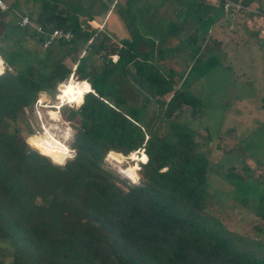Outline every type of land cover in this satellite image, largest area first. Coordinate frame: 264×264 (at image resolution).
<instances>
[{
  "label": "trees",
  "instance_id": "16d2710c",
  "mask_svg": "<svg viewBox=\"0 0 264 264\" xmlns=\"http://www.w3.org/2000/svg\"><path fill=\"white\" fill-rule=\"evenodd\" d=\"M238 1L237 11L251 2ZM218 2L222 7L224 0ZM117 3L105 8L100 28L91 26L90 14L80 19L76 9L56 0H42L29 14L11 9L15 25L19 15H27L41 32L21 27L31 43L11 39L0 51L12 69L0 75V242L7 246L0 264H264V240L229 229L211 211L209 160L199 150V140L209 136L181 120L201 112L200 99L174 86L152 62V51L139 50L150 37L134 28L128 0L121 17L134 28L133 35L110 25ZM198 4L191 8L180 2L176 22H168L157 42L179 34L188 15L201 8ZM201 19L197 15L196 21ZM54 29L70 32V39L43 48ZM203 33L195 29L176 45L157 49L158 58L188 47L200 59ZM65 58L75 65L74 76L87 79L95 94H88L78 110H61L74 130L69 143L75 150V158L61 167L25 137L34 134L27 112L37 93L47 90L53 98L57 84L72 72ZM128 80L144 93L142 100L156 104L155 116L146 118L143 105L122 95L121 82ZM142 148L150 160L141 165L138 183L104 163L110 150L127 154ZM224 175L227 182L244 180L231 166ZM254 200V214L264 222V192H256Z\"/></svg>",
  "mask_w": 264,
  "mask_h": 264
},
{
  "label": "rangeland",
  "instance_id": "374dc122",
  "mask_svg": "<svg viewBox=\"0 0 264 264\" xmlns=\"http://www.w3.org/2000/svg\"><path fill=\"white\" fill-rule=\"evenodd\" d=\"M41 1L5 0L9 9L1 23L11 39L21 38L25 46L31 43L26 41L28 35L23 29L14 24L15 16L11 9L29 14ZM56 1L76 9L80 19L90 14L91 26L100 28L102 24L99 22L104 10L113 0ZM114 1L118 3L110 25L117 26L127 37L133 35L134 28L142 37H150L145 40L146 45H139V50L149 51L150 45L153 52L151 60L156 67L171 79L174 86L182 87L201 101L200 113L192 119L187 114L183 115L181 120H187L190 130L198 131L202 137H205V133L209 136L206 141L199 140V150L209 160L207 189L214 201L211 211L229 229L264 240V222L254 214V195L258 191L264 192V0H251L240 11L234 7L224 9L220 7L218 0H128L134 28L121 17V9L127 0ZM183 1L187 5L191 4V8L202 3L199 13L201 21L197 22L194 16L193 20L188 17L180 26L179 34L168 37L167 42H157L156 35L167 27L168 22H176L174 10ZM235 2L239 4L238 0ZM250 11L255 14H249ZM184 16L182 14L183 19ZM107 29L109 30L108 27ZM195 29L201 33L204 31L202 35L205 40L199 46L200 59L193 58L188 47H181L180 51L168 50V53H164V58H158L157 49L165 50L176 45L180 38ZM110 37L116 39L114 33ZM9 46V42L0 44V51ZM77 53L81 56L83 51ZM58 55V52H54V58ZM64 62L73 67L67 58ZM120 87L122 95L131 100L132 104L139 107L143 105L146 118L157 114L159 109L156 104L142 100L144 93L137 90L131 81L121 82ZM52 102L57 103L55 96ZM41 111L44 113V124L48 123V130L51 129V133L60 138L65 127L64 122L71 123L64 118L59 123H54L48 119L47 113ZM27 113L28 124L34 133L31 136L43 151L45 139L41 135V128L32 112ZM114 155V160H105L104 156L106 166L120 175L119 169L132 167L127 156H122L121 159L116 153ZM121 160L125 163H118ZM230 166L232 172L244 180L233 177L231 182H227L224 174ZM128 181L132 182L129 179ZM255 225L260 226L262 231L257 232ZM6 247L5 243L0 242V252L7 253Z\"/></svg>",
  "mask_w": 264,
  "mask_h": 264
},
{
  "label": "clouds",
  "instance_id": "9594fccd",
  "mask_svg": "<svg viewBox=\"0 0 264 264\" xmlns=\"http://www.w3.org/2000/svg\"><path fill=\"white\" fill-rule=\"evenodd\" d=\"M11 71L12 69L7 66L6 61L3 57H0V75H3L5 71ZM69 83L65 84L64 87L57 85L56 87V95L55 100L58 103L52 102V97L50 96L47 90H41L37 93L35 103H34V111L35 115L43 119V114L41 110L47 111L48 119L53 121L54 123H59L62 119L61 110L67 106L68 108H75L78 110L86 103V96L88 94H95L94 89L91 83L87 80H76L74 76H70ZM65 127L63 129V135L58 139V143L63 145L62 149L58 153L52 152H44L40 150V146L35 142L33 136H28L26 139V143L29 144L30 147L35 148L42 155L47 156L51 159L52 163L58 166L63 167L68 160L75 158V150L71 147L69 141L72 139L74 130L71 124L66 121ZM46 125H41V135H46L44 133V128ZM52 130L49 129V132ZM117 155L124 156L126 155L128 159L132 162L131 169L121 168L118 171L121 175L127 177L133 183H138L140 180L139 173L143 170L141 165H148L150 157L146 152V148L137 149L135 152H129L127 154L117 153ZM115 155L114 151L110 150L105 156V160H114ZM120 164H124L125 161H118Z\"/></svg>",
  "mask_w": 264,
  "mask_h": 264
},
{
  "label": "built area",
  "instance_id": "2783aa9c",
  "mask_svg": "<svg viewBox=\"0 0 264 264\" xmlns=\"http://www.w3.org/2000/svg\"><path fill=\"white\" fill-rule=\"evenodd\" d=\"M233 1V0H232ZM231 0H224V2H223V5H222V7L224 8V9H227V8H229V7H234V8H236V9H238V8H241V5L240 4H238V3H236L235 1H233L232 2ZM6 8H7V6H6V4H5V2L3 1V0H0V12H3V11H5L6 10ZM16 24L19 26V27H24V26H29V27H31L35 32H41V27L38 25V24H36V23H34L33 21H31L30 19H29V17L27 16V15H19L18 16V19L16 20ZM70 37H71V33L70 32H68V31H62V30H59V29H54V30H52L49 34H48V37L44 40V42L42 43V47L43 48H45V47H47L48 45H49V43L51 42V41H55V40H59V39H62V40H65V41H68L69 39H70ZM115 59H116V56L115 55H112V61H115ZM75 68V65L72 67V72H71V74L73 73V69ZM57 85H59V83L57 84ZM36 99V98H35ZM34 103H35V100L33 101V103H32V110H31V112H32V115H33V117L36 119V121L38 122V124H39V127L41 128V125L43 124V125H45L44 124V119H40V118H38L36 115H35V111H34ZM57 103H58V101H57ZM26 111V110H25ZM45 113H47V111L46 110H43ZM47 125V127H45V128H49V126H48V123L46 124ZM44 128V129H45Z\"/></svg>",
  "mask_w": 264,
  "mask_h": 264
},
{
  "label": "bare ground",
  "instance_id": "6f19581e",
  "mask_svg": "<svg viewBox=\"0 0 264 264\" xmlns=\"http://www.w3.org/2000/svg\"><path fill=\"white\" fill-rule=\"evenodd\" d=\"M70 76H74V73H72V74L70 73L69 77ZM75 79L76 80H83V79H79V78L77 79V76L76 75H75ZM69 82H70L69 79H67V81L60 82L59 85L61 87H64V85L65 84H68ZM52 124H54V123H51V125ZM44 133L46 135H44L45 144H44V147H43V151L44 152H52V153H58V152H60V150L62 149L63 145L61 143H58L57 142L59 138H56L51 132H49V130L47 128L44 129ZM62 135H63V131H62L61 136ZM128 169H131V166Z\"/></svg>",
  "mask_w": 264,
  "mask_h": 264
},
{
  "label": "crops",
  "instance_id": "0c3cea01",
  "mask_svg": "<svg viewBox=\"0 0 264 264\" xmlns=\"http://www.w3.org/2000/svg\"><path fill=\"white\" fill-rule=\"evenodd\" d=\"M4 2H5V1H4ZM161 4H162V3H161ZM6 6H7V5H6ZM13 11H14V10H13ZM174 11H175V10H174ZM199 13H200V9H199V11H196V12L192 13L191 15H188V17H191V18H190L191 20H193L194 18L197 19V15H200ZM174 15H175V12H174ZM193 16H194V18H193ZM174 17H176V16H174ZM5 18H6L5 13H2V16H0V44L6 43V42H9V43H10V41H11V38L7 35V33H6L5 29H4V24L1 23V21H2L3 19H5ZM152 24H153V23H152ZM148 38H149V37H148ZM166 40H167V38L162 39V40L159 41V43L167 42ZM148 46H149V51H152V50H150V49H152V48L150 47V45H148Z\"/></svg>",
  "mask_w": 264,
  "mask_h": 264
}]
</instances>
